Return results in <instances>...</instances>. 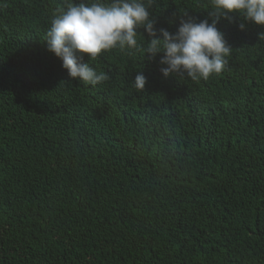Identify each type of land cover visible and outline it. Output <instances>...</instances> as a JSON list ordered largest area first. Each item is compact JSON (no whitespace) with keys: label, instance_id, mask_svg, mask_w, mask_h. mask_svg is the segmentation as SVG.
I'll return each instance as SVG.
<instances>
[{"label":"trees","instance_id":"obj_1","mask_svg":"<svg viewBox=\"0 0 264 264\" xmlns=\"http://www.w3.org/2000/svg\"><path fill=\"white\" fill-rule=\"evenodd\" d=\"M73 2L0 0V264H264V27L220 19L232 51L207 80L142 50L85 54L108 76L93 86L43 41ZM212 10L149 9L170 33Z\"/></svg>","mask_w":264,"mask_h":264},{"label":"clouds","instance_id":"obj_2","mask_svg":"<svg viewBox=\"0 0 264 264\" xmlns=\"http://www.w3.org/2000/svg\"><path fill=\"white\" fill-rule=\"evenodd\" d=\"M155 0H80L58 9L51 19L45 39L47 51L61 61V67L71 79L97 85L108 79L84 61L96 59L112 49L142 50L144 57L154 60L158 55L164 77H187L192 81L207 80L219 75L228 63L232 51L217 24L220 19L230 23V14L264 27V0H211L213 10L208 19L197 22L184 13L175 33L157 29L156 19L149 11ZM209 19L211 22H209ZM143 28L146 46L138 41ZM240 30L245 28L240 23ZM264 39V32L258 33ZM146 77L138 73L133 87L142 91Z\"/></svg>","mask_w":264,"mask_h":264}]
</instances>
